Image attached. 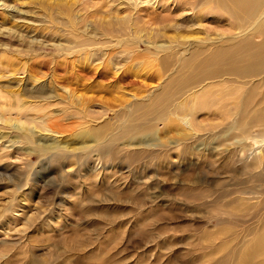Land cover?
I'll return each instance as SVG.
<instances>
[{"label":"rangeland","instance_id":"rangeland-1","mask_svg":"<svg viewBox=\"0 0 264 264\" xmlns=\"http://www.w3.org/2000/svg\"><path fill=\"white\" fill-rule=\"evenodd\" d=\"M31 1L0 0V14L9 17V22L0 24L2 92L34 90L40 86L49 88L48 75H42L33 67L36 53L44 55L42 51L55 53L65 50L83 40L81 38L86 37V31L95 41H99L98 24L107 26L116 17H122L123 9L132 8L134 4L148 8L157 5L155 0ZM206 1H195L190 11H177V19L188 20L194 8V11L199 7L198 11L207 10V6L202 4ZM40 3L50 4L47 15L40 10L38 12L36 5ZM68 15L74 22V32L79 31L77 34L71 32ZM16 21L19 29L14 27ZM209 23L204 24L213 37L217 32H224L227 37L241 35L239 26L228 15L227 22ZM248 36L255 43L262 40L261 35ZM162 41L159 39L157 43L162 44ZM146 45L144 41L137 42L141 51L146 50ZM57 46L63 49L59 50ZM43 47L45 50L40 51ZM96 51L93 57L99 60L105 57L101 49ZM25 54L28 55L25 57ZM117 54L114 57L117 59L116 66L124 63L120 50H117ZM28 70L41 78L37 81L28 79ZM141 70V77L135 80L143 85L126 84L124 90L115 85H105L107 82L103 79L95 83L79 76L66 79V85L85 98L83 105L76 101L68 107L67 113L64 112V100L61 98L58 101L54 96L48 99L47 112L65 122H73L69 132H48L32 126L37 125L38 121L26 125L25 119L21 120L27 130L22 129L18 133L21 142L7 149L13 154L10 161L14 165L8 170L0 169V264L239 263L238 257H241L248 231H252L259 218L264 217V159L255 163L254 154H250L264 136V121L254 119L248 125L244 124V135H249L244 139L230 137V130L240 128L243 123L233 126L232 121L220 122L213 132L216 140L225 141L224 146H211L208 155L202 157L193 151L195 145L188 141L191 135L177 136L162 120L156 121L155 134L137 135L130 143H121L119 147L112 143L107 130L103 147L94 138L86 139L84 148L77 151L81 156L72 155L66 164L61 165L64 168L51 171L45 167L39 169V160L44 158L33 153L37 151L38 143L77 148L83 142L76 140L74 134L92 126L88 118L96 117L101 122L111 123L113 128L119 124L115 114L123 99H131L130 92L145 95L146 90L160 81L149 70H145V73ZM157 74L160 75V71ZM261 76L264 77V74ZM247 80L255 83L259 92H264V79L248 77ZM10 97L12 99L13 95ZM23 98L28 105L40 101V97L28 94ZM14 112L16 110H12ZM29 113L35 112L30 110ZM12 122H7V125L0 122V126L5 127L0 128V134L11 132L7 126ZM191 124L199 125L198 122ZM199 128L203 131L201 134H206L208 125L205 123ZM188 132L189 128H185L183 134ZM23 133L32 135L34 143H25ZM177 139L183 144L171 148L169 142ZM27 151L32 153L28 154ZM1 152L6 158L5 150ZM17 153L21 158H15ZM27 161L30 165H25ZM171 161H178L182 165L171 166ZM244 198H252L251 201L257 204ZM7 206L9 210L2 212L1 209Z\"/></svg>","mask_w":264,"mask_h":264},{"label":"bare ground","instance_id":"bare-ground-1","mask_svg":"<svg viewBox=\"0 0 264 264\" xmlns=\"http://www.w3.org/2000/svg\"><path fill=\"white\" fill-rule=\"evenodd\" d=\"M193 1L199 2L200 0ZM142 2L140 1V3ZM155 2H157V5L151 8L139 7L138 4H134L132 8L123 9L121 14H124L122 17H116V21L108 22L107 26L98 24L100 28L97 29L99 32L97 34L101 37L99 41H95V38L93 37V39L89 35L90 33L86 31V37L82 36L81 38L83 40L76 42V44L73 43L74 45L64 48L65 50L57 46L59 50L64 52L49 53V51H42L45 50L44 46L43 49L40 48L44 55L43 53L40 55L41 52L39 51V53L33 54L35 56V63H32L33 67L42 72V75H48L50 87L40 86L34 90L24 89V91L23 89L9 92L0 91V99H2L0 102V122L5 125H7V122H15L7 126L11 132L0 134V150H5L6 156L4 158L3 152L0 153V169L8 170L14 165V162L10 161L13 154L7 149L13 147L17 142H21L18 133L22 129L27 130L26 125L35 124L38 121L37 125L32 126H38L41 130H47L48 132L61 133L71 130L73 122H65L47 112L48 99L54 98V96L58 101L61 98L64 100L66 104L64 112H67L68 107H71L72 103L76 101L80 103L79 105H83L82 102L85 99L83 95L74 92V89H70L66 85V79L69 77H86L94 83L99 79H103L107 82L105 85H115L123 89L126 84H131V86L137 83L143 85L140 81L138 82V77H141L139 72L141 67L152 72L151 75L155 74L153 76H156V79H160V81H157L155 86L146 90L145 95L141 96L138 91V93L130 92L131 99H123V104L116 110L118 113L115 114L119 124H116L114 128L111 123L103 120L101 122L96 117L88 118V123L92 126L74 134L76 140L83 142L79 147L66 148L67 145L38 143L37 151L35 150L33 153L41 159L44 158L39 160L40 170H43V167L50 169V171L59 167L64 168L61 165L66 164V161L72 155L75 157L81 156L77 151L84 148L87 142L86 139L94 138L93 140L101 142L103 147L102 142L107 130L108 134H111L110 140L112 143L119 147L121 143H130L137 135L155 134L156 121L162 120L166 122L165 125L168 129L173 130L177 136L186 137L191 135L188 141L195 145L193 151L202 157L208 155L207 152L210 151L211 146L217 148L224 146L225 141L216 140L213 132L220 122L232 121L233 126L243 123L240 128L236 129L234 127L230 130L232 131L230 137L244 139L249 136L245 137L244 135L242 128L244 124L248 125L254 119L264 121V92H259L256 84L247 80L248 77L264 79L261 76L264 74V0H207L202 2L207 6V10L198 11L199 7V9H196L197 11H194V8L188 17L190 20L184 19L182 21L177 19V11H190L189 9H191L194 2L191 0H155ZM49 5L40 3L35 7L38 8V12L40 10L46 14L51 9ZM227 15L235 20L241 30V35L227 37L226 34H223L224 32H217L216 36H211L208 32L209 28H206L204 23L227 22ZM70 17L68 15V18ZM8 20L9 17L6 18L0 14V24L5 25ZM70 22L73 30L71 32L77 34L79 31L74 32V22L71 18ZM17 23L16 21L14 27L19 29L20 25ZM114 23L119 28L115 29ZM33 30L36 31L34 28ZM53 33L55 34V32ZM249 34L261 35V42H253L249 38ZM159 39L163 40L162 44L157 43ZM140 41L148 44L146 50H139L137 42ZM104 44L108 46H104ZM60 45L63 46L64 44ZM97 49H101L105 56L100 60L93 57ZM117 50H120L123 54L124 59L122 60L124 63L116 66L117 59L114 57H116ZM26 55L28 54H25V57ZM139 60L141 62L136 64ZM145 70H141V72ZM159 71L160 75L157 74ZM29 72L28 79L37 81L41 78L34 76L35 73L32 74L31 71ZM8 93L13 95L12 99H10ZM25 94L40 97V101L28 105L23 98ZM12 110H16L15 114L12 113ZM30 110H34L35 113H29ZM12 114L16 117L11 116ZM249 114H252V116ZM197 115H201L202 118L200 116L198 118ZM64 116L63 118H65ZM86 116L89 117L90 115L86 114ZM23 118L25 119V126L21 121ZM190 122H198L199 125L195 126ZM205 123L208 125L207 133L201 134L203 131L199 126ZM99 124L102 125L94 128ZM185 128H189L186 135L183 134ZM235 130L237 131L235 132ZM12 131L15 133L14 136L11 135ZM20 135L22 134L20 133ZM22 139L28 145L34 143L32 135L25 133ZM169 143L172 145L171 148H178L183 144L178 139ZM101 146L98 144L99 151H101ZM125 151L129 152L128 149H125ZM27 153L31 154L32 152L27 151ZM252 153L254 154L255 163L263 162L264 136L261 138L258 147L254 148L250 154ZM15 158L19 159L21 157L17 153ZM25 165H30V162L27 161ZM179 165L182 164L178 161H171V166ZM34 176L40 179L39 176ZM33 181L37 182L36 180ZM244 199L255 202L251 201L252 198ZM71 203L73 204V202ZM255 203L257 204V202ZM9 208V206L3 207L1 211L5 213ZM260 218L257 226L253 230L251 229L252 231H248L246 235L247 240H245L244 247L241 249L238 264H264V217ZM249 235L252 237L249 238ZM230 261L234 260L231 259Z\"/></svg>","mask_w":264,"mask_h":264}]
</instances>
